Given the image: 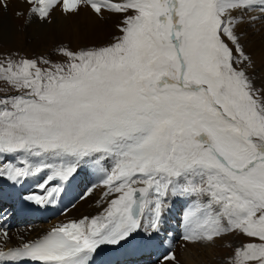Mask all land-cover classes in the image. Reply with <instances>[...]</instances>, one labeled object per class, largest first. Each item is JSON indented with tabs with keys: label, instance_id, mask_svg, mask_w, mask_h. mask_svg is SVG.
<instances>
[{
	"label": "snow or ice",
	"instance_id": "1",
	"mask_svg": "<svg viewBox=\"0 0 264 264\" xmlns=\"http://www.w3.org/2000/svg\"><path fill=\"white\" fill-rule=\"evenodd\" d=\"M23 3L17 15L29 23L51 25L59 12L86 35L115 16L118 34L0 57V180L35 181L19 201L43 208L58 206L81 174L91 186L79 200L104 189L98 214L12 247L0 209V264H97L149 246L157 264H181L176 238L187 249L227 236L245 238L227 245V264H264V82L250 75L255 62L241 43L264 22V0ZM181 200L173 238L164 225Z\"/></svg>",
	"mask_w": 264,
	"mask_h": 264
},
{
	"label": "bare ground",
	"instance_id": "2",
	"mask_svg": "<svg viewBox=\"0 0 264 264\" xmlns=\"http://www.w3.org/2000/svg\"><path fill=\"white\" fill-rule=\"evenodd\" d=\"M26 9L27 5L23 3V0H8L7 9L4 10L0 8V39L3 41H9V39L11 40V38L16 35L20 26L22 29L25 28L27 35L25 37L28 40L29 47L31 48L37 49L41 42L44 43L46 41L48 43L50 41L57 43L59 40L69 42L72 47L78 46L77 41L71 38L70 30L76 28L74 23L75 18L69 17L70 19H65L59 12H56L54 13V22L51 25H42L35 19L29 23L26 15H17L18 11L26 12ZM85 16L86 14L82 13L81 19H84ZM70 21V28H68L67 24ZM97 23L99 22L94 21L93 26ZM76 32H78V30H76ZM241 43L244 45L245 51L252 56L253 61L256 63L258 61L257 48L264 45V22H258L254 28H247L245 30V34L242 35ZM1 52L2 51L0 50V53ZM94 182L95 181L93 180L92 183ZM34 183L35 181L30 180L23 187L19 185L13 187L9 181L0 180V209H5L9 212V218L6 221V227L11 237L8 241L9 247L17 245L21 237L24 240H33L41 237L45 232L60 223L67 222L70 219L78 220L84 216L91 217L101 211V209L97 207L96 201L101 198L104 191L102 187L96 188L93 193L84 200H79V196L87 187L91 186V183L88 182L83 174L77 176L76 179L72 181L70 186H68L69 190L64 195V198L59 206L50 207L48 212H45V208L40 207L39 210L43 213L36 209L30 210L25 206H20L15 200L17 198L16 194L22 192L25 188L33 186ZM97 192L98 196L96 197L94 195ZM73 204H75V207H72ZM32 206L34 208L37 207L36 205ZM183 208L184 201H177L174 203L172 210L167 214L164 232H172L173 238L178 237V234L181 231V212L183 211ZM41 213L43 216L40 218L41 222H39V224L25 225L24 220L19 219L21 214H25L26 216H41ZM48 216L50 217L49 219ZM45 217H47V219ZM162 238L166 239L167 243L173 242V238H168L166 236ZM176 239L174 240L175 245L177 244ZM189 247L190 248L187 249H181L179 244L177 248H175L176 253L180 254L178 258L182 259L181 262H185L186 264H198V262H202V258L199 257V253L197 252V249H201L202 247ZM150 251L155 252L154 258L152 256L151 258H147V254H149ZM156 258L157 252L149 246L137 250L129 249L127 251H116L108 255L98 256L96 260L97 264H128L131 261L134 264H146L148 262L155 261ZM144 259L150 260L144 261Z\"/></svg>",
	"mask_w": 264,
	"mask_h": 264
},
{
	"label": "rangeland",
	"instance_id": "3",
	"mask_svg": "<svg viewBox=\"0 0 264 264\" xmlns=\"http://www.w3.org/2000/svg\"><path fill=\"white\" fill-rule=\"evenodd\" d=\"M118 19L119 17L114 16L109 19H106L105 21H98L99 23L95 24L88 31L86 35H82L81 33H79V31L76 32L77 28L70 29L71 38L76 40L78 45L80 46L90 45V44H96V45L106 44L111 40L113 35L118 34L115 28V24L118 21ZM70 23L71 21L68 22L67 24L68 28H70ZM25 36H27L25 28L22 29V27L19 26L16 35L13 38H11V40L9 39V41H3L2 39H0V48H2L0 49L2 51L0 53V57L17 52L21 55H25L28 57H33L36 55H49L50 53H52V50L56 44L50 41H49L50 43L49 42L47 43L45 41L44 43L41 42L40 46L37 49H34L29 47L28 40L26 39ZM257 50H258L257 53L258 61L255 63V70L253 72H250V75H254L257 84H260L261 82H264V45L259 46ZM0 87H2V85H0ZM94 196L97 197L98 192L95 193ZM35 224H39V222L37 223L30 221L28 223H25V225H35ZM177 240L178 239H176L177 244L175 245V248H177V246L180 244V241ZM244 240L245 238L242 236H227L223 241H217V244L215 246L208 247L207 249L203 247L201 249H197V252L199 253V257L202 258V262H198V264H227L228 258L231 255V251H232V249L227 247V245L231 244L233 247H236L239 246L241 242ZM176 254L178 257L180 256L179 253ZM151 255L152 253H150V255L148 254L147 258H149V256ZM181 260L182 259L180 258V261ZM149 263L150 262L146 264ZM128 264H132V263H128ZM151 264H157V260L155 262L152 261ZM181 264H186V263L181 262Z\"/></svg>",
	"mask_w": 264,
	"mask_h": 264
}]
</instances>
